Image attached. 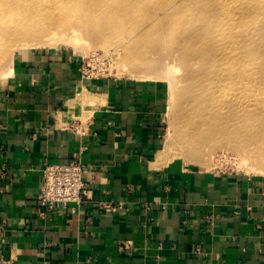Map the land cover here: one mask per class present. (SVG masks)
Listing matches in <instances>:
<instances>
[{
  "label": "crops",
  "instance_id": "crops-1",
  "mask_svg": "<svg viewBox=\"0 0 264 264\" xmlns=\"http://www.w3.org/2000/svg\"><path fill=\"white\" fill-rule=\"evenodd\" d=\"M0 76V257L12 264H264V177L160 156L165 96L86 77L66 49ZM88 166L80 203L38 204L46 162Z\"/></svg>",
  "mask_w": 264,
  "mask_h": 264
},
{
  "label": "rangeland",
  "instance_id": "rangeland-1",
  "mask_svg": "<svg viewBox=\"0 0 264 264\" xmlns=\"http://www.w3.org/2000/svg\"><path fill=\"white\" fill-rule=\"evenodd\" d=\"M176 1L178 0H146L145 9L149 17H145V13L142 14V9L134 12L132 15L134 17L138 12L139 15L145 17L140 22L141 24L145 23L147 27L150 26L147 31L148 40L146 37L142 38L143 41L137 37L130 41L125 40L129 36L123 35L122 31L129 34V28H122L118 31L114 29L111 36L102 38L98 33H94L95 29L92 26H82L77 32L78 41H68V38H71L68 37L71 30L61 26L57 29L58 34L63 33L67 37H57L58 39L52 43L44 45L34 44V47L27 50L14 49L13 53L9 51L7 58L0 57V76H6L2 74L9 70L12 58L16 63L40 50L66 49L82 61L83 68L87 70V75H85L87 78L126 77L139 83H150L163 92L166 99V110L161 152H164V158L170 164L218 173L224 171L238 173L246 177H264V45L262 43L264 41L262 29L264 28V14H262L264 0L253 3L255 6L259 4V7L256 6L259 12L263 11L257 19L249 12L246 18V14L240 12H237L238 16L234 15L236 7L233 8V1L230 4L231 10L228 15L220 8V4H217L219 0L191 1L193 6H198L197 13H202V16L195 17L196 28L210 19L209 32L211 34L208 39L213 40V44L217 45L215 48H218L217 50L212 45L209 55L205 53V57L209 56L207 59L211 56L213 59V53L217 50L214 58H219V63L207 73L204 72L206 66L196 59L197 57H193L195 56L194 49L187 47L189 44L187 36L194 32L191 31L189 24L178 25L186 14L183 11L173 10ZM225 1L229 3L231 0ZM249 1L250 4L252 1ZM117 2L113 0L114 7ZM160 2H163V7L167 8L158 7ZM202 3L206 6L202 7ZM167 9L176 12L172 15L174 16L172 20L169 15H166ZM202 9L211 11L205 14ZM159 16L160 19L162 17L161 20ZM157 17L159 21L156 22ZM229 18H233L231 21L238 22L234 23L235 28L233 25V28H226L227 23H230ZM243 18L247 20L245 23L242 22ZM248 18L253 22H248ZM152 19H154V25ZM95 22L102 24L98 20ZM162 23L164 30L160 28ZM246 24L247 27H245ZM193 27L195 28V24ZM254 27L258 29L256 35L254 34L255 29H252ZM226 35L230 37H225ZM31 38L32 36L29 37ZM123 40H125V47L121 46ZM3 45V43L0 44V49L3 48L4 52L5 46L1 48ZM129 49L141 50V53H134L137 56L134 58L135 63H130L131 60L125 59L124 52ZM220 52H225L227 56L220 57ZM187 56L188 59H184ZM213 77H215L214 80ZM187 121H208L205 129L207 132L208 130L211 132L216 127L220 132H214L208 140L200 138L191 143L184 138V135L186 138L190 136L187 133L189 130L186 125ZM217 121L226 122L220 124ZM224 128H228L229 132L224 133ZM244 158H247L248 163L256 168L249 169L248 166L242 164Z\"/></svg>",
  "mask_w": 264,
  "mask_h": 264
},
{
  "label": "bare ground",
  "instance_id": "bare-ground-1",
  "mask_svg": "<svg viewBox=\"0 0 264 264\" xmlns=\"http://www.w3.org/2000/svg\"><path fill=\"white\" fill-rule=\"evenodd\" d=\"M116 1H118V2L114 7V5L112 3L113 0H0V44L1 43L4 44L3 46H1V48L5 46V48H4L5 53L3 52V48H2V50L0 49V57H2V59L7 58L9 51L12 52V50L14 51V49L27 50L30 47H34V44L44 45V44L52 43L53 41L58 39L57 37H64L65 34H63V33H62V35L58 34L59 31L57 29H59L58 27H61V26L64 27L65 29L71 30V32H69V35H68V37H71V38L70 39L68 38V41H70V40L78 41L77 40V36H78L77 32L80 31L79 29H81L82 26L83 27L92 26V28L95 29L94 33L95 34L98 33L99 37H102V38H104V37L108 38L109 36H111L114 29L118 31L119 29H122V28H124V29L129 28V34H126L125 32L122 31L123 35L129 36V38L127 37L125 40L130 41L134 38L136 39V37L141 38L140 40H142V38L144 39V37H146L148 40V37H147L148 32L147 31L149 30L150 26L147 27L145 25V23L144 24L140 23L145 17L148 16L146 14L148 11L146 12V9H145L146 5H147L146 0H116ZM191 1L192 0H183V1L181 0V2H179V0H178V1L174 2V7H173L174 9L173 10H175V11L177 10V12L183 11L184 14H186L184 19H182V22H184V23L181 22L182 24L178 23V25L183 26L184 24H189V26L192 28L191 31L194 32V33H191V35L189 34L187 36L189 39V41H188L189 44L187 45V47H188V49H194V55L195 56H193V57H195V58L197 57L196 59L201 61V63L206 66L204 69V72L205 73L211 72L212 69H214V66H216V64L219 63L218 62L219 58L218 59H216L217 57L214 58V54H216V51L218 50L217 47L215 48L216 44H213V42H212L213 40L209 41V39H208V38H210V34H211L209 32L210 31V27H209L210 26V24H209L210 19H208L206 22H204V24L198 25V27L196 28L195 17H197L198 15L202 16L201 15L202 13L201 12L197 13L196 9H199V8H197L198 6L197 7L193 6V2H191ZM251 1H252L251 2L252 5H251V3L249 4V2H250L249 0H231V1H229V3H226L225 0H219V3H217V4H220V8L223 9V11L225 10L224 12L226 15H228V12L231 10L230 4L234 3L233 8L236 7L234 15H237V12H240L244 15L246 14L245 15V18H246L247 13L249 12L250 14H253V16L256 17V19H257L258 15H260V13H262L264 11V9H263V11L259 12V8L256 7L259 4L258 5L256 4V6L253 5V3L255 4L254 1L257 2L258 0H251ZM168 4H170V3H168ZM226 5H228V6L226 7ZM163 6H164L163 2H160L158 5V7H160V8ZM204 6H206V5L204 3H202V7H204ZM262 6H264V4H262ZM262 6L260 7V9L262 8ZM199 7H201V6H199ZM164 8H167V7L165 6V7H163V9ZM137 9H142V14L145 13L146 16L143 17V15H139L140 14L139 12L136 13L139 16H137L136 14H135V17L132 16V15H134V12ZM168 9H169V7H168ZM168 9H167L166 15H169L170 19L172 20L174 18V16H172V15L174 14L175 11L172 12V11H169ZM137 11H139V10H137ZM210 11L211 10L207 11L205 9H202V12H205V14H207ZM218 12H220V11H218ZM232 12H233V10H232ZM175 14H176V12H175ZM262 14H264V12ZM234 15H232V16H234ZM210 17L212 18V15ZM218 17L219 16H217V18ZM227 17H229V16H227ZM159 19H160V16H159ZM159 19L157 17V19L155 21L157 22V21H159ZM161 19H162V17H161ZM199 19H201V18H199ZM232 19L231 18L228 19L230 23H227L228 24L226 26L227 29H229V27L233 28L234 23H238V22L231 21ZM96 20H98L102 24L96 23L95 22ZM152 20H153L152 24L154 25V19H152ZM178 20H181V18H178ZM225 20H226V18H225ZM243 20L244 21L241 20L243 23H245V21H247L244 18H243ZM248 22H253V21H250V19H249ZM138 23H140V24H138ZM193 24H195V28L193 27ZM261 25H262V23H261ZM161 26H160V28L163 29L164 24L162 23ZM247 26L248 25L246 24L245 27H247ZM220 27H221V25H220ZM234 28H235V26H234ZM252 29H255L254 34L256 35L258 32V29L256 27H254ZM262 29L264 31V28H262ZM160 32H162V31L160 30ZM40 34H41V36H39ZM21 36H23V37H21ZM30 36H32L31 39H29ZM227 36L230 37L229 35H226L225 37H227ZM40 37H42V38H40ZM65 37H67V36H65ZM125 40L122 41L121 46H124ZM262 43L264 45V41ZM137 44H138V42H137ZM212 45H214V48L217 50L213 53V59H212V56L209 59H207L209 56L205 57V53L207 52L206 54H208L209 52H211L210 48ZM140 51L141 50H139V49H129V50L125 51L124 52V54L126 56L125 59L131 60L132 62H130V63H135L136 61L134 58H137V56L134 53H137V52L141 53ZM191 52H193V50H191ZM174 54H176V53H174ZM183 55H185V53H183ZM190 55H192V54H190ZM219 56L223 58V57H226L227 54L225 52H222V53L220 52ZM132 59H134V60H132ZM184 59H188V56H187V58L184 57ZM10 62L11 63L9 65V70L6 71L5 74H2V75H8L10 72L13 71V69H14L13 66L15 64L14 58H12ZM183 62H186V61H183ZM234 68H235V65H234ZM210 79H211V77H210ZM214 79H215V77H213V80ZM206 80H207V78H206ZM216 80H218V79H216ZM218 90L220 91V89H218ZM217 122H219L220 124H223L226 121H217ZM186 125H187V128L189 127L188 128L189 130L187 131V133L190 136L187 135L188 138H186V136L184 135V138L187 141H190L191 143H194V141L196 142V140H198L200 138L203 140H208L209 136L214 134V132H216V133H218L217 131L220 132V130L217 127L213 128V130L211 132H210V130H208V132H207L205 129L207 128L208 121H187ZM228 130H229L228 128H224V133H226ZM257 147H259V146H257ZM160 156L164 157L163 151L160 152ZM253 159H254V157H253ZM248 161L249 160L247 158H244L241 163L248 166L249 169L254 170L256 167L254 165L248 163Z\"/></svg>",
  "mask_w": 264,
  "mask_h": 264
},
{
  "label": "built area",
  "instance_id": "built-area-1",
  "mask_svg": "<svg viewBox=\"0 0 264 264\" xmlns=\"http://www.w3.org/2000/svg\"><path fill=\"white\" fill-rule=\"evenodd\" d=\"M83 74L87 70L83 68ZM41 187L37 195L38 204L44 209L69 203H80L87 197L86 175L88 166L78 159L68 162H46L42 167ZM0 264H12L11 260L0 257Z\"/></svg>",
  "mask_w": 264,
  "mask_h": 264
}]
</instances>
